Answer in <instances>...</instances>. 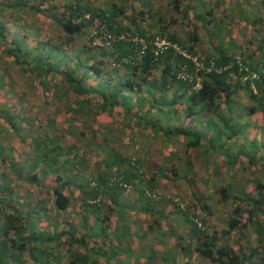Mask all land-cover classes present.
<instances>
[{
    "label": "trees",
    "instance_id": "16d2710c",
    "mask_svg": "<svg viewBox=\"0 0 264 264\" xmlns=\"http://www.w3.org/2000/svg\"><path fill=\"white\" fill-rule=\"evenodd\" d=\"M56 1L0 0V61L32 75L44 96L51 84L72 100L65 111H54L68 121L65 143L55 120L25 105H0V135L7 126L27 148L21 155L0 143V163L10 172L0 169V264H264V41L257 32L232 40L228 29L212 27L217 7L204 0H168L179 14L180 36L147 0H129L126 9L116 0H63L60 8ZM29 15L51 23L61 34L57 42L49 26L30 23ZM146 18L153 30L143 27ZM210 28L220 42L210 40ZM99 29L137 35L145 50L137 58L139 43L95 44ZM155 36L195 57L198 88L177 76L183 64L193 74L189 59L171 48L153 55L148 42ZM77 38L80 45L66 51ZM8 83L1 76L0 101ZM14 96L8 98L17 102ZM138 128L160 142L167 160L177 157L176 143L185 157L197 150L207 194L194 188L188 158L181 167H161L141 153L122 152L117 142L132 146ZM137 145L142 152L143 143ZM161 181H184L189 196L166 195ZM217 203L228 207L218 230L210 217ZM130 211L146 222L131 221ZM168 212L172 223L167 216L159 222ZM147 236L149 244L142 245Z\"/></svg>",
    "mask_w": 264,
    "mask_h": 264
},
{
    "label": "rangeland",
    "instance_id": "374dc122",
    "mask_svg": "<svg viewBox=\"0 0 264 264\" xmlns=\"http://www.w3.org/2000/svg\"><path fill=\"white\" fill-rule=\"evenodd\" d=\"M150 1L152 8V12L157 16L161 17L163 21L168 22L167 27L169 28L170 31L176 33L177 36H180L182 33V30L179 29V14L176 13V11L170 6L168 3V0H147ZM210 3L209 7H217V9L214 10L213 8V21L214 23L212 24L213 26L217 27H223L224 30L228 29V37H232V40L235 37H241V35H249L253 34V32H257V34L260 36L261 40L264 41V0H204ZM95 2H98L96 0ZM184 2V1H183ZM63 3V0H57L56 5L58 8H60V5ZM91 3H93V0H91ZM116 3H119L123 8H127L129 6V0H116ZM182 3V2H181ZM207 7V8H209ZM222 11H224L225 16L222 15ZM219 12V13H217ZM203 14V13H202ZM204 15V14H203ZM175 19V20H172ZM28 20L30 23H35L37 20L36 17L32 18V15L28 16ZM34 20V21H33ZM150 20L146 18V20L143 22V27L144 28H151L153 30L154 28L150 25ZM38 24L37 25H44V26H49V28H45L49 34V36L52 35V42L55 43L56 36L60 38L61 34L57 31L55 27L49 23L48 25L43 23L42 20H37L36 21ZM230 24V25H229ZM263 26L262 28H260ZM13 27V26H12ZM233 27L237 28L236 35L232 36V29ZM257 27V28H256ZM153 28V29H152ZM15 31H19L16 27H13ZM210 40L216 39L217 41H221L222 37L218 34V31L214 28H210ZM224 34V31H222ZM44 34V33H42ZM199 34L203 40H206V35L204 31L201 29L199 30ZM226 36V35H225ZM32 39V38H31ZM80 39H84L81 38ZM78 38L72 42V47H70L69 44L65 45V50L68 51L69 53L74 52L73 48L74 46L80 45ZM57 42V41H56ZM76 43V44H75ZM224 46V45H223ZM203 47H206L205 44H203ZM3 76L4 78L7 79V82L9 81L8 84L4 85L5 88V98L3 101H0V105H5L8 106L10 105L11 107H14L13 105L17 103L16 105H25L26 108L29 109V111L33 113H38L40 117L43 118V120H55V125L56 127L54 128L55 130L62 132L63 135H61V138H63L62 142H66L68 140V133L69 130L67 129L68 127V121L67 119L60 120V118H57V114H54V111H65V109L68 107L69 104H71V96L67 98L64 93L61 92L62 89L55 94V90L52 88L51 84L46 85V95L44 96L42 92L34 85V80H32V75L29 73H23L17 68V65L15 64H4L0 61V78ZM55 84L60 85L61 87V82L55 77ZM3 88V87H0ZM62 88V87H61ZM51 90V91H50ZM12 95V96H11ZM14 97L17 99V102H12L13 99H9L11 97ZM11 96V97H10ZM9 97V98H8ZM250 104L248 101H244V105ZM12 115L15 114L14 111L10 109ZM25 113V112H24ZM16 116V115H15ZM28 116L31 118V123L34 121V117L32 113H30ZM110 119V117H108ZM14 121L19 123L20 127L24 130H26L27 127H24L21 121V117L18 115L14 118ZM23 122V121H22ZM104 123V122H102ZM107 123V122H105ZM117 126L120 125V121L116 123ZM30 127L33 129V125H30ZM119 129V127H118ZM0 134H2V131L0 130ZM4 135H0V143L1 144H7L5 147H3V151H8V150H15L19 151L21 155H25L27 153V148L25 146L20 145L18 142H16V137L13 135V132L7 128V126L4 129ZM132 140L131 142L133 143L132 146L128 144V142H117V145L119 149L122 150V152H126L129 155H132L136 153H141L142 155V160L146 162H153L154 164H159L161 167L168 164H172L174 167H181V161L185 158H188L189 161L191 162L190 169L193 170L195 173L190 174V178L193 179V186L196 190L199 192H202L203 195L207 194V192L202 188V181L199 179L200 176H205V171H204V165L202 163V158L201 154L198 153L197 150H190L188 152L187 157H185L183 150H181V147L176 143L173 149L177 151V157L175 158L173 155L169 156L168 160L165 157L164 153H160V142L158 140H154L151 138L150 133L147 130H143L141 128H138L134 133H132ZM129 135V133H127ZM29 135H27L28 137ZM2 137V138H1ZM143 143V151L139 152V146L137 145L138 142ZM146 142V144H144ZM238 144V141L236 142ZM214 144H217L216 142ZM136 149L135 152L133 149ZM235 150V151H234ZM162 151V150H161ZM236 152V149L232 148V153ZM140 156V154H139ZM168 157V156H167ZM141 158V157H140ZM168 163H167V161ZM150 165V164H149ZM169 166V165H168ZM212 167V166H208ZM221 168V174L228 179L232 177L231 172H226V167L225 165L220 166ZM0 169L3 170L4 172H9V168L7 167L6 164L3 162L0 163ZM20 169V167H18ZM23 170V169H22ZM10 173V172H9ZM238 178V175H236V178ZM160 187L161 191L165 193L166 195L170 196L172 192L179 191L181 194L184 195V197L189 196V190H188V185L184 181H177L176 183L172 182H165L161 181L160 182ZM205 200V198H204ZM189 201H193V198L187 199L185 203L189 204ZM228 207L226 205H223L221 203L216 204V208L212 209L210 217L212 218V226L216 227L218 230L219 228L223 227V219L225 217V214L227 213ZM126 216H129L132 220H136L137 223H143L146 222L145 219L142 217V214L139 212H132L130 211L129 213H126ZM165 216L169 218V223H172V216L170 213H163V215L159 216L158 215V221L161 222V219H163ZM132 224V223H131ZM252 236V235H251ZM251 236L249 239L252 242ZM166 238H169L168 234H165ZM146 240L143 241L142 245H148L149 242ZM151 240V239H150ZM139 243V242H138ZM253 243V242H252ZM134 256V254H132ZM130 256V255H129ZM132 256V257H133ZM145 256H143L144 258ZM142 258V259H143ZM132 259V258H131ZM133 260V259H132ZM156 261H152L151 264H157ZM196 264H200L195 261ZM137 264V263H134Z\"/></svg>",
    "mask_w": 264,
    "mask_h": 264
},
{
    "label": "built area",
    "instance_id": "2783aa9c",
    "mask_svg": "<svg viewBox=\"0 0 264 264\" xmlns=\"http://www.w3.org/2000/svg\"><path fill=\"white\" fill-rule=\"evenodd\" d=\"M85 17H87V15H85ZM115 39L129 40L132 43H139L140 47L139 51L137 52V58L140 57L139 55H142L147 44V42L143 38H140L137 35H129V37H126L125 33H120L117 36H113L111 34L106 33L104 29H99L98 33L94 34L93 43H98L99 45H109ZM149 41L150 42H148V44L151 45L152 53L154 56H157L160 52L166 51L168 48H171L175 51H178L181 56L193 62V64L196 66V68L193 70V74H188L185 71V64H183L181 66L179 65V68L177 70V76L183 80L192 82L193 88H198L200 86V80L199 76L197 75V70H199L201 67L197 63L195 57L189 55L185 50L179 48L175 43H172L163 37L155 36L152 40ZM207 69H209V67ZM252 76L254 77L255 73H253Z\"/></svg>",
    "mask_w": 264,
    "mask_h": 264
}]
</instances>
